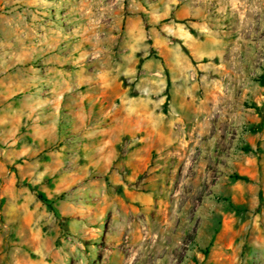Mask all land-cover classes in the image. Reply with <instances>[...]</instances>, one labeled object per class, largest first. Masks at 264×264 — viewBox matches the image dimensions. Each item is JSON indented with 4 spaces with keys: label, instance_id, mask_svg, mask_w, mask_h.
Instances as JSON below:
<instances>
[{
    "label": "rangeland",
    "instance_id": "374dc122",
    "mask_svg": "<svg viewBox=\"0 0 264 264\" xmlns=\"http://www.w3.org/2000/svg\"><path fill=\"white\" fill-rule=\"evenodd\" d=\"M262 76L264 0H0L6 264H264Z\"/></svg>",
    "mask_w": 264,
    "mask_h": 264
},
{
    "label": "crops",
    "instance_id": "0c3cea01",
    "mask_svg": "<svg viewBox=\"0 0 264 264\" xmlns=\"http://www.w3.org/2000/svg\"><path fill=\"white\" fill-rule=\"evenodd\" d=\"M228 1L229 0H224L225 4H227ZM186 11H188V7L186 5H183L180 7V12L183 13ZM192 13L198 15L200 13L199 6L196 8L194 6ZM152 93L153 92H151L150 95ZM153 95L156 96L157 93L154 92ZM163 99H162V102L160 103H163ZM157 105L158 104L152 105L150 100L148 99L146 100V102L141 103L139 108L133 105L135 107L134 110H131L133 112H128V113H130V115H132L133 113L136 115L137 112L142 111V109L144 108L143 110L145 111V115H146L147 112H152V109L154 107L158 108ZM147 116H148L147 119H150V120L153 119L152 113L149 115L147 114ZM165 117L166 116H164L163 118L160 117V120L162 122H167V120L169 119ZM8 126L9 124H8L7 118H5V116L3 115H0V139L6 142H8V137H7L8 136ZM3 179H5V181L3 183L0 182V223L3 221L7 222L10 219V217H13V215L17 217L18 216L34 217L36 211L31 209V206L25 203V199L22 197L23 193L18 196V194L16 193V190L10 186L11 184H9L8 173H6V163H4L3 161H0V180H3ZM115 180L119 184L122 183L117 177L115 178ZM138 199H141V197L139 196ZM10 210H12V213H10ZM5 237H6V234H4V232L0 230V264H3V263L6 264V259H7V253L4 252V248H3Z\"/></svg>",
    "mask_w": 264,
    "mask_h": 264
},
{
    "label": "trees",
    "instance_id": "16d2710c",
    "mask_svg": "<svg viewBox=\"0 0 264 264\" xmlns=\"http://www.w3.org/2000/svg\"><path fill=\"white\" fill-rule=\"evenodd\" d=\"M261 86H264V76H262L259 80ZM48 204V202H46Z\"/></svg>",
    "mask_w": 264,
    "mask_h": 264
}]
</instances>
